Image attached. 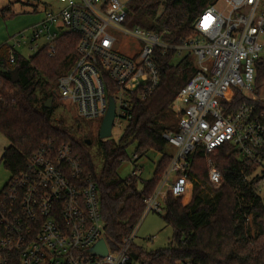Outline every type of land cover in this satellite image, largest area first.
Wrapping results in <instances>:
<instances>
[{
  "label": "built area",
  "instance_id": "built-area-1",
  "mask_svg": "<svg viewBox=\"0 0 264 264\" xmlns=\"http://www.w3.org/2000/svg\"><path fill=\"white\" fill-rule=\"evenodd\" d=\"M58 1V9H47L30 27L31 47L47 45L52 52L63 32L78 35L76 57L58 77L57 91L83 119L102 121L112 96L113 128L126 126L135 102L160 85L159 50L175 48L180 60L194 54L197 71L175 98L178 130L164 133L175 151L145 199V214L165 213L169 195L187 194L191 156L198 148L203 147L208 178L216 187L223 178L213 154L225 143L233 144L241 158L257 160L264 173V0L209 5L196 18L194 34L176 46L155 30L127 24L129 0ZM24 36L10 43L14 50ZM237 93L248 101L236 108L224 105ZM32 156L0 189V264H139L132 256L139 245L138 225L118 245L108 242L98 185L84 173L71 147L45 148ZM141 171L134 167L131 174ZM101 238L108 250L104 256L89 251Z\"/></svg>",
  "mask_w": 264,
  "mask_h": 264
},
{
  "label": "trees",
  "instance_id": "trees-1",
  "mask_svg": "<svg viewBox=\"0 0 264 264\" xmlns=\"http://www.w3.org/2000/svg\"><path fill=\"white\" fill-rule=\"evenodd\" d=\"M218 1L129 0L126 23L155 30L164 42L176 46L194 34L199 14ZM4 10L11 11L10 5ZM77 41L76 33L65 31L56 40L55 50L51 52L45 45L29 56L14 50L10 43L0 46V132L10 142L2 162L17 173L28 166L37 151L70 146L80 158L84 173L98 185L105 236L115 246L141 223L145 199L152 195L171 162L174 151L169 149L164 133L178 130L173 103L180 88L197 71L195 58L188 53L180 60L175 48L165 53L159 50L160 85L150 97L135 102L118 140L98 136L99 165L91 150V131L82 135L84 124L97 120L76 116L69 124L65 116L55 118L58 77L73 63ZM16 67L19 79L15 81L12 71ZM50 97L52 104L47 107ZM245 101L248 97L237 93L223 103L236 108ZM132 143L134 157L127 151ZM202 148L191 156L187 195H169L165 201L164 219L174 229L171 242L153 251L135 245L132 256L139 264H178L186 260L198 264H264V201L259 190L264 173H259L260 163L241 158L231 143L221 145L213 160L223 180L215 187L209 181ZM150 150L161 153L153 177L119 174L122 162L133 160L138 168V159ZM260 155L264 159V146Z\"/></svg>",
  "mask_w": 264,
  "mask_h": 264
},
{
  "label": "rangeland",
  "instance_id": "rangeland-1",
  "mask_svg": "<svg viewBox=\"0 0 264 264\" xmlns=\"http://www.w3.org/2000/svg\"><path fill=\"white\" fill-rule=\"evenodd\" d=\"M7 5H10L11 11L4 10ZM218 5L224 6L225 3L221 0L218 2ZM60 6L61 3L58 0H0V46L6 42L12 44L15 40V37H18V35L24 32L26 36L22 38V43L17 46L18 52L23 55L25 54V56H29L36 52L38 48L31 47L34 45V43L30 42V27L44 17V13L47 9L56 10ZM123 40L125 41L126 39ZM43 42L44 40L40 38L38 41L40 44L39 46H41ZM120 48L122 50L128 51V47L125 44H122ZM55 103L59 104L55 112V118L65 116L69 124H73V119L76 116L82 119L80 116H78L76 106L70 101L65 100L57 95ZM173 107V109H175V101L173 103ZM174 112L176 114L175 110ZM100 124V119H98L97 122H93L91 124H84V132H82V135L85 136L86 133L91 131L93 142L95 143L94 144L92 142L93 144L91 150L95 155L96 162L99 165H101L102 159L98 153L96 141L99 136ZM124 126L119 127L116 125L113 129L111 137L118 140L123 132ZM9 144V140L0 132V189L4 187V184L11 176V171L7 169L2 162L4 150ZM134 149L135 143H132L128 146L127 151L130 157L133 156ZM169 149L175 151L174 146L170 145ZM160 157L161 153L159 151L150 150L146 155L138 159L139 161H137V163L142 168L140 174L142 179H149L153 177L152 175L154 169L157 162H159L158 160H160ZM133 164V160L130 159L122 162L118 170L119 174L122 175V177L129 176L134 169ZM259 190L264 201V178L259 184ZM186 199L187 198H184V201ZM164 214L165 213L163 212L157 213L150 211L145 214L144 218L140 221L141 223L138 225L137 238H135V242L143 246L146 251L165 248L171 242L174 229L172 225L166 223ZM150 236H153V239L146 240V238Z\"/></svg>",
  "mask_w": 264,
  "mask_h": 264
},
{
  "label": "water",
  "instance_id": "water-1",
  "mask_svg": "<svg viewBox=\"0 0 264 264\" xmlns=\"http://www.w3.org/2000/svg\"><path fill=\"white\" fill-rule=\"evenodd\" d=\"M12 75H13V80H18V68L16 67L13 71H12ZM111 98H109V107L108 110L104 116V118L101 121L100 124V128H99V136L100 138L104 139V138H110L112 136V132L114 129L113 128V124H114V119H115V101H114V97L110 96ZM52 100L53 98L50 97L47 99L46 101V106L50 107L52 104ZM88 143L91 142L90 139L87 140ZM89 251H91V253L93 254H99V255H106L107 254V245L106 242L103 238H101Z\"/></svg>",
  "mask_w": 264,
  "mask_h": 264
}]
</instances>
